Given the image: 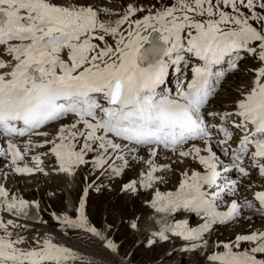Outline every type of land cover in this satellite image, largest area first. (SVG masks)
Masks as SVG:
<instances>
[{"label": "snow or ice", "instance_id": "6c2138e0", "mask_svg": "<svg viewBox=\"0 0 264 264\" xmlns=\"http://www.w3.org/2000/svg\"><path fill=\"white\" fill-rule=\"evenodd\" d=\"M143 11L130 4L113 25L100 20L101 9L89 0H0V48L10 57L0 59V137L8 139L0 155L10 157L17 174L43 172L40 156L31 158L35 169L20 162L32 148L49 144L58 170L69 175L88 164L110 177L134 169L132 162L146 165L138 180L123 185L125 192H135L138 185L154 189L165 180L157 173L190 159L203 172H184L176 191L156 190L150 204L160 213L194 212L204 223L196 229L186 224L166 227L158 234L161 240L174 232L202 241L214 225L236 222L245 210L264 219V190L255 192L253 200L234 199L227 211L218 210L241 187L232 173L251 179L255 169L264 180V66L256 70L252 89L234 113L220 115L217 125V114L208 111L226 74L217 66L226 58L236 57L228 63L231 71L241 52L264 64V0H174L159 10L150 7L143 19L130 20ZM173 70L177 84L169 89ZM69 118L71 122L61 123ZM53 124L59 125L53 140L29 139L22 146L13 142L24 136L47 137L42 130ZM234 136L240 137L236 147ZM142 150L148 159L137 155ZM164 151L176 160L159 164ZM8 195L0 186V210L27 207L23 200L9 201ZM77 213L75 220L67 215L56 219L105 239L88 224L83 199ZM9 226L19 227L0 219V264H68L76 259L48 238L21 247L27 242L13 238ZM242 243L250 247L234 250ZM200 246L206 242L189 250ZM106 247L117 250L111 241ZM223 248L209 257L213 264H264V230L237 235Z\"/></svg>", "mask_w": 264, "mask_h": 264}, {"label": "rangeland", "instance_id": "374dc122", "mask_svg": "<svg viewBox=\"0 0 264 264\" xmlns=\"http://www.w3.org/2000/svg\"><path fill=\"white\" fill-rule=\"evenodd\" d=\"M89 2L101 9L100 18L102 21H104V18L111 19L109 18L111 17L110 15L113 16L111 21H114V19L116 21L121 19L130 4L135 7L144 8L145 11L137 12L130 18V20L134 21L143 19V17L148 14L147 9L150 7L154 6L155 9L159 10L174 2V0H105ZM104 9L110 10L111 14L103 13ZM127 27V24L123 25V28L126 29ZM261 66H264V64L248 55L242 63L240 70L235 75L230 76L227 84L217 96L215 104L218 108H214L216 110H233L237 100L241 98L242 94L251 90L256 70ZM189 162L192 161H185V163ZM190 167L194 170L193 166ZM178 170H180V172ZM184 172H186V170H184L182 164L178 166L177 164L173 165L172 172H169V176H167L163 182L164 184L162 183L163 187H159V189L163 191L171 190L175 185L179 184L183 178L182 174ZM134 175L135 173L132 172L128 178ZM61 176H66L68 179ZM80 178L81 181L79 180ZM44 180L45 183L39 180H33L31 187H28V184H26L24 188L26 192L35 197L41 196L43 199V210L50 209V206H54L56 210L60 212L63 210L62 213H67L79 207V203L82 199V191L84 190L82 189V180H85L86 184L84 173L81 172L78 175L71 176L68 174H57L56 171L52 170L44 175ZM59 181L61 183H58ZM106 186L107 187L99 186L97 188V193V190L95 192L91 191L87 205L88 213L86 215L88 224H96V226L102 230L99 231L97 229V231L105 237H107L106 232L109 234L110 241L114 240V244L117 248L116 251L111 252L106 248L102 239H98L100 237L94 239L92 235L81 229L70 228L62 224H57L55 227V223L50 220V216L45 214V211H43V214L50 220V223H47L46 219L39 224L28 223L26 230L35 232L32 235L33 238H35L34 236L38 235L37 233L39 232L36 239H39L41 242L45 238L55 239L58 245L68 248L75 254V264H176L181 259L182 260L179 262L180 264H203L206 260V256L203 255L213 250V248L224 251L223 247H219L221 240L229 237L227 241L233 242L235 240L234 238L237 236L235 234L236 232L240 235V231H242L243 234L250 231V229L244 228L246 227V223L243 225H230L224 228L217 227L214 229V239L208 241L206 244L209 251H204L198 255L195 262H189V254L188 256L184 254L182 256L176 255L170 258V252L175 250L173 241L167 245H162L161 242L153 243L152 240L149 241L150 238L155 236L149 229L152 228L151 220L154 218L158 221L157 225L159 227L160 219H158L157 216L162 215L158 214L155 217L153 214L155 209H153L150 204L154 197L155 191L153 192V190L155 189L151 191V193L153 192L152 194L146 193V191L143 192L142 190H140L138 194H134L122 191L123 187L120 181L111 182L110 185L107 183ZM102 189H104V191L106 190L103 194L100 192ZM73 190H75L74 194H72ZM73 195L75 199H73ZM35 214V212H30V216H35ZM65 215L68 216L69 213ZM38 219L40 220V217H38ZM51 223L54 224L51 225ZM133 224L136 225L135 228L132 227ZM46 227H48L49 230H47ZM157 228L153 229L156 230ZM52 236H54V238H52ZM204 237H206V239ZM204 237L200 242L205 243L207 236ZM181 241L184 243V240ZM214 241L218 243H214ZM33 243L36 244V242ZM248 247H250V245L246 246V244H244V248Z\"/></svg>", "mask_w": 264, "mask_h": 264}, {"label": "bare ground", "instance_id": "6f19581e", "mask_svg": "<svg viewBox=\"0 0 264 264\" xmlns=\"http://www.w3.org/2000/svg\"><path fill=\"white\" fill-rule=\"evenodd\" d=\"M99 8V7H98ZM105 10V9H104ZM110 11V10H109ZM101 13V12H100ZM103 13H105L104 11H103ZM111 17H109V18H111V19H104V22L106 23V24H115V21H111L112 20V18H113V16L112 15H110ZM142 157L143 158H145V159H148L149 158V156H148V153L147 152H145V153H142ZM55 165L56 166H59V163H58V161L55 159ZM182 164V166L184 167V170H186V172H188L189 174H191V172H193L194 170H192L191 169V167L190 166H193L194 168H198V169H200V167H199V165L198 164H196V163H194V162H189V163H178L177 164V166L178 165H181ZM51 165V164H50ZM175 165V164H174ZM192 167V168H193ZM173 170V169H172ZM138 171H140V173L141 172H146L147 171V167H146V165H142V164H140V163H138ZM179 172H180V170H178ZM172 172V171H171ZM139 173V174H140ZM139 176V175H138ZM62 177V176H61ZM56 178V177H55ZM60 179V178H59ZM66 180V179H65ZM56 182V181H55ZM58 183H61L60 181L58 182ZM164 184V183H163ZM163 184L162 183H158V184H156V186H155V190H162V189H159V187H163ZM28 185H31L30 183L28 184ZM33 186V185H32ZM17 189H22L21 187L20 188H17ZM54 189V188H53ZM153 190V189H152ZM152 190H146V193H149V194H151V191ZM22 191V190H21ZM74 192H75V190H73L72 191V194H74ZM144 192V191H143ZM22 193V192H21ZM79 194V193H78ZM24 196L25 197H32L33 195L32 194H30V193H25L24 194ZM73 199H75L74 198V195H73ZM54 207V206H53ZM55 208V207H54ZM154 209V208H153ZM152 210V209H151ZM63 211V210H62ZM61 211V212H62ZM31 212H33V211H31ZM67 213H69V212H67ZM66 213V214H67ZM154 214V216L156 217L158 214H162L161 216L159 215V216H157V218L158 219H160V220H162L167 214H171V213H160V212H157L156 210H155V212L153 213ZM70 215V214H69ZM64 216V215H63ZM153 216V215H152ZM153 216V217H154ZM29 217H33V216H30V213H29ZM35 217H37V216H34V218ZM180 219V214H178V212H175V214L174 215H172V217H171V219H170V226H172L176 221H178ZM73 220H75V219H73ZM151 222H152V228H149L151 231H152V233H154L155 235L156 234H158V231L160 230V228L165 224H163V223H160V225H159V227H158V225H157V222L158 221H156L154 218H152V220H151ZM257 222H259V223H257ZM204 223V220L203 221H200V222H198V223H196V227L194 228V229H196V228H198V227H200V226H202V224ZM51 225H53V224H51ZM89 225L91 226V227H95L92 223H89ZM50 226V225H49ZM57 225H55V227H56ZM246 227H244V228H248V229H250V231H251V229H253V231L252 232H254V231H257V230H264V220H257V219H255L254 220V222H253V218H251L250 219V221L249 222H247L246 223V225H245ZM158 227V228H157ZM53 228V227H52ZM96 228V227H95ZM153 228H157L156 230L155 229H153ZM215 228H217V227H214L213 228V230H212V232L211 231H209V232H207V233H205L204 234V236H207V239H209L208 241H212L213 239H214V237H215V232H214V229ZM46 229L47 230H49V228L48 227H46ZM96 229H98V228H96ZM9 231H11L12 232V234H13V238H16L17 236H16V234L18 233V232H20V229L19 228H12L11 226H9ZM249 231V232H250ZM84 232H86V231H84ZM29 233V232H28ZM30 233L33 235V233H35V232H33V231H30ZM86 233H88V234H90V235H92L90 232H86ZM168 232H166V234H167ZM248 233V232H247ZM246 233V234H247ZM0 234H2V233H0ZM38 235H39V232L37 233ZM240 234H243V232L242 231H240ZM23 235H24V233L22 234V237H23ZM38 235H35L34 237H38ZM170 235H172V236H168L167 237V239H165V240H161L159 237H156L157 238V241L159 240V241H161V243H162V245H167L168 243H170V242H174V244H175V250L174 251H171L170 252V255H169V257L171 258V257H173V256H176V255H184V254H187L186 256H188V254H189V262H195L196 261V259H197V257H198V255H200L202 252H204V251H209V248L207 247V245L206 246H200V247H196L195 248V250H189V249H191L192 248V246L194 245V244H196V245H204L205 243H202V242H200V241H189V240H184V243H182V241L181 240H183L180 236H177V235H175L174 234V232H170ZM92 236H94V235H92ZM95 237H97L98 238V236H95ZM95 237H94V239H95ZM105 237V236H104ZM154 237V236H153ZM52 238H54V236H52ZM229 237H227V238H225V239H223V240H221L220 241V244H219V247H223L222 246V244L223 243H231L232 241H227V239H228ZM98 239H100V238H98ZM235 239V238H234ZM108 237H105V239H103L102 241H104L105 243H107L108 241ZM156 241V240H155ZM147 244H149V243H147ZM207 244V243H206ZM244 244H246V246H248L249 244H247V243H242L241 244V246H240V248H244ZM60 246V245H59ZM219 247H217V248H219ZM197 248H198V250H197ZM238 249V251H242V249ZM235 250V249H234ZM217 253H219L218 251H217ZM182 260V259H181ZM180 260V261H181ZM179 261V262H180ZM179 262H177L176 264H180ZM75 264V263H74ZM196 264V263H195ZM198 264V263H197ZM207 264H213V262L211 261L210 263H207Z\"/></svg>", "mask_w": 264, "mask_h": 264}]
</instances>
